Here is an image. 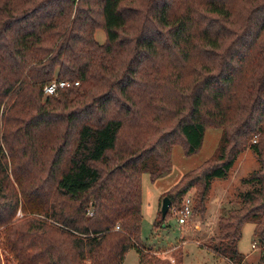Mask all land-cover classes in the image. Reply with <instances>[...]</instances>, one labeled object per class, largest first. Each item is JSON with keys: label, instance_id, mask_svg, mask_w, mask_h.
Wrapping results in <instances>:
<instances>
[{"label": "trees", "instance_id": "obj_1", "mask_svg": "<svg viewBox=\"0 0 264 264\" xmlns=\"http://www.w3.org/2000/svg\"><path fill=\"white\" fill-rule=\"evenodd\" d=\"M55 81L71 86L45 98ZM52 123L65 132L34 178L35 211L18 219L11 167L27 199L15 158H38L51 141L36 131ZM212 127L222 130L216 153L167 196L174 206L199 187L205 209L213 181L251 149L252 187L208 248L242 264L247 221L264 248V0H0V244L15 264H122L130 249L139 264H163L143 247L142 175L169 172L172 148L195 154Z\"/></svg>", "mask_w": 264, "mask_h": 264}, {"label": "rangeland", "instance_id": "obj_2", "mask_svg": "<svg viewBox=\"0 0 264 264\" xmlns=\"http://www.w3.org/2000/svg\"><path fill=\"white\" fill-rule=\"evenodd\" d=\"M127 6L131 5L127 4ZM132 7L134 6L132 5ZM97 19L98 21L101 20L99 14H97ZM130 24L134 29L130 34L132 36L138 35L140 33L139 21L133 20ZM95 39L99 44L106 42V33L103 27L96 29ZM44 97L46 98V94H44ZM29 127L31 128V126ZM46 127H41L36 131L37 136L41 139L51 141L44 151L39 152L38 158L33 159L30 155H27L23 160L19 157L15 158V164H20L25 172L23 174L25 180L23 186L31 194L28 195L27 199L23 200L21 188L12 174L11 167V180L19 193L22 204L17 213L18 219L25 215L23 213L24 207H27V212L35 211L38 199L34 193L42 190V180L36 182L34 178H40V175L46 176L47 172L46 169L43 171L42 163L44 167H49L54 156L52 148L60 143L57 141V137L65 132V125L61 123L58 125L52 123V125ZM16 129L17 131L13 132L12 130L9 134L11 141H16L18 134L25 131L22 126L14 127V130ZM20 129L22 130L18 132ZM221 133L220 128H208L201 149L190 156L185 154L182 145H175L172 148L171 169L169 172L154 180L148 172L142 175L143 220L141 238L143 247L146 250L151 249L163 264H234L226 258L214 256L208 248L220 242V216L222 214L228 215L231 211L238 209L241 206L239 195L252 187L243 182L244 178L260 167V162L251 149H247L239 155L227 177L213 181L206 198L205 209L201 207V190L196 187L180 201H177L174 206L170 207L167 219L163 223H159V227L154 226L156 221H160L162 199L173 192V188L181 182L188 172L200 167L213 157L218 148ZM46 143L48 142L45 141L44 145H47ZM98 167L101 168L102 166L98 165ZM195 175L192 174V177H195ZM44 178L46 179V177ZM43 185L45 186V183ZM49 186L47 184V187L44 188L45 192H49ZM171 190L172 192H170ZM189 198L192 201L193 213L185 224H179L175 209H180ZM28 215L33 216L34 214L29 213ZM255 228L256 224L253 221H247L242 227V237L238 244L239 251L245 256L242 264H259L260 258L264 254V248L256 242ZM0 252L3 264H15L1 244ZM122 264H139L137 250L130 249Z\"/></svg>", "mask_w": 264, "mask_h": 264}, {"label": "built area", "instance_id": "obj_3", "mask_svg": "<svg viewBox=\"0 0 264 264\" xmlns=\"http://www.w3.org/2000/svg\"><path fill=\"white\" fill-rule=\"evenodd\" d=\"M75 85H78V82H75ZM71 86L70 82L67 81H55L45 87V94L46 95H52L54 94L58 88H68ZM175 212L178 214V223L179 224H185L187 220L190 218V216L193 213V205L191 199H187L184 204L181 206L180 209H175ZM119 229V227H118ZM255 247V245H253Z\"/></svg>", "mask_w": 264, "mask_h": 264}, {"label": "water", "instance_id": "obj_4", "mask_svg": "<svg viewBox=\"0 0 264 264\" xmlns=\"http://www.w3.org/2000/svg\"><path fill=\"white\" fill-rule=\"evenodd\" d=\"M171 199L168 196H165L162 199L161 202V208H160V212H161V218L164 219L167 214L169 213L170 207H171Z\"/></svg>", "mask_w": 264, "mask_h": 264}]
</instances>
